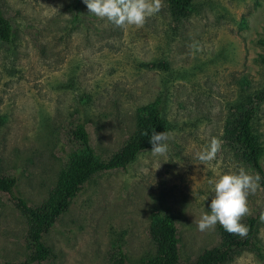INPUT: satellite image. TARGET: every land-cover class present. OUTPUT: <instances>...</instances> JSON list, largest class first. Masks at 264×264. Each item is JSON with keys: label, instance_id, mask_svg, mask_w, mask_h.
<instances>
[{"label": "rangeland", "instance_id": "1", "mask_svg": "<svg viewBox=\"0 0 264 264\" xmlns=\"http://www.w3.org/2000/svg\"><path fill=\"white\" fill-rule=\"evenodd\" d=\"M163 3L143 28L121 29L90 14L83 0H1L14 44H0V175L17 179L29 205L48 197L75 148L77 123L103 159L133 134L139 108L157 102L168 123L166 156L142 152L126 169L93 175L72 199L43 237L54 264H110L118 251L136 264L154 253L148 228L164 214L174 220L181 259L195 261L219 243V224L197 227L210 211L209 181L241 167L262 178L242 223L256 219L264 249V104L254 124L261 173L224 133L239 98L263 84L256 58L264 54V0H195L179 20ZM213 138L221 150L201 164L197 153ZM25 254L23 222L0 194V264ZM226 264L264 259L243 249Z\"/></svg>", "mask_w": 264, "mask_h": 264}, {"label": "trees", "instance_id": "2", "mask_svg": "<svg viewBox=\"0 0 264 264\" xmlns=\"http://www.w3.org/2000/svg\"><path fill=\"white\" fill-rule=\"evenodd\" d=\"M195 0H167L171 17L175 20L190 15ZM264 47V36L258 39ZM0 44L8 49L14 44V31L10 21L1 9L0 0ZM262 69L263 84L258 90L246 93L235 106L236 115L226 123L225 140L237 148L244 160L261 173L263 146L254 129L260 107L264 104V54L256 58ZM163 68H167L162 64ZM245 93V92H243ZM167 131L168 123L163 110L155 102L137 110L133 134L126 143L107 159L96 154L85 123H77L70 135L75 144L73 151L66 155L48 197L38 206L29 205L17 192V179L0 175V194L5 195L24 225V248L26 254L18 262L4 264H54L55 254L43 241L44 235L55 221L67 210L72 199L82 190L87 181L98 173L126 169L136 157L151 150V131ZM147 131L149 136L143 135ZM264 184V180H263ZM245 225L250 231L245 238L229 234L217 226L219 243L204 250L193 262L181 259L178 248L177 231L173 218L164 214L153 220L148 228V237L154 253L141 258L136 264H226L243 249L251 250L259 259H264V249L257 237L256 219L249 218ZM110 264H129L126 255L118 251Z\"/></svg>", "mask_w": 264, "mask_h": 264}, {"label": "clouds", "instance_id": "3", "mask_svg": "<svg viewBox=\"0 0 264 264\" xmlns=\"http://www.w3.org/2000/svg\"><path fill=\"white\" fill-rule=\"evenodd\" d=\"M90 14L101 20L110 22L117 28L135 26L143 28L147 20L164 7L163 0H83ZM195 47V45H194ZM145 136L149 133L145 131ZM169 134L165 131H151L149 143L152 145L153 156H166L169 148L167 141ZM221 150V142L213 138L205 149L197 153L201 164H209L217 157ZM261 176L250 174L243 167L238 172L221 175L215 181L209 205L210 211L204 213L197 222L198 230L205 232L214 230L219 224L229 234L247 237L250 228L242 223L244 217L251 215L248 197L261 187ZM264 223V212L259 216Z\"/></svg>", "mask_w": 264, "mask_h": 264}]
</instances>
